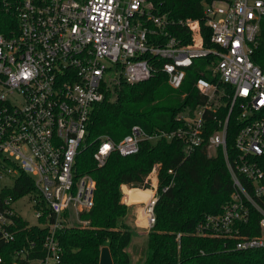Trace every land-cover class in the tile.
<instances>
[{"label": "built area", "instance_id": "2783aa9c", "mask_svg": "<svg viewBox=\"0 0 264 264\" xmlns=\"http://www.w3.org/2000/svg\"><path fill=\"white\" fill-rule=\"evenodd\" d=\"M160 4L18 1L15 27L0 33V264H82L67 260L59 239L72 226L90 224L85 215L94 204L95 180L76 173L75 159L93 104L120 76L128 83L151 77L148 56L164 59L161 69L173 89L195 60H203L195 86L204 102L176 114L179 125L172 129L149 134L133 125L118 141L101 136L92 155L96 165L104 166L112 152L135 154L142 141L159 137L180 141L188 155L203 146L207 157L225 165L232 192L219 213L206 215L197 234L230 237L238 250L264 246V71L251 59L264 0H204L201 15L191 0H185L187 13L175 15L160 13ZM178 26L186 38L172 32ZM157 167L146 177L149 186L139 190L148 193L142 208L148 231L156 221ZM20 174L32 179L33 189L15 196ZM23 196L31 200L30 217L16 205ZM254 214L260 234L244 235ZM38 229L45 230L41 246Z\"/></svg>", "mask_w": 264, "mask_h": 264}, {"label": "trees", "instance_id": "16d2710c", "mask_svg": "<svg viewBox=\"0 0 264 264\" xmlns=\"http://www.w3.org/2000/svg\"><path fill=\"white\" fill-rule=\"evenodd\" d=\"M19 0H0V33L10 34L15 27ZM159 12L172 15L188 11L185 0H159ZM197 15H201L204 0H191ZM203 38L207 30L201 21ZM186 38L185 28L172 30ZM186 35V36H185ZM186 39L185 41H188ZM154 73L146 80L128 83L120 76L105 91L104 99L92 106L86 125L84 145L75 159L77 174H88L95 180L94 204L85 215L87 227L72 226L60 232L59 239L68 261L97 264L102 247L109 248L113 264H130L127 248L134 226L132 213L121 203V186L147 188V175L158 164V201L155 205V224L147 233L146 256L140 264H264V246L254 249L234 248V239L216 235L212 231L198 235L196 227L206 215L216 214L228 201L232 192L230 175L223 163L207 157L204 147L186 154L180 141H166L164 137L144 140L139 150L129 156L112 152L104 166L96 165L92 155L101 136L120 140L130 127L139 125L149 134L172 129L179 125L178 113H191L205 97L195 86L201 74L203 60H195L178 89L167 83L161 67L164 59L148 56ZM252 61L264 71V20L261 23L259 44L251 55ZM204 77H207L204 74ZM219 88L229 91L226 84ZM221 100V115L226 110ZM230 143L232 141L231 138ZM171 169L173 173H168ZM166 191L162 189L170 185ZM33 189L32 179L20 174L12 193L20 196ZM136 190H130L133 192ZM128 200V195H125ZM254 214L244 235L257 236L260 229ZM41 246L45 230L38 229ZM30 235V229L24 231ZM13 248L14 244H7ZM6 263L10 258L5 256Z\"/></svg>", "mask_w": 264, "mask_h": 264}, {"label": "rangeland", "instance_id": "374dc122", "mask_svg": "<svg viewBox=\"0 0 264 264\" xmlns=\"http://www.w3.org/2000/svg\"><path fill=\"white\" fill-rule=\"evenodd\" d=\"M157 173H158V170H157ZM124 188L128 189V193H129L128 196L132 195L131 197H133L135 194L141 195V191L139 190H144V189L138 188V187H130L127 185L121 186V192H122L121 203L129 207V210L132 213V218H134L133 221L132 220L130 221L131 225L134 226V229H138V227L144 223V220L142 219L143 218L142 208H143L144 201L139 200L134 203L127 202V200L125 199V195L127 194L125 193ZM130 190H136V191L130 192ZM19 204L17 203L16 205L19 207L21 213L26 217H30V214L33 211V208L31 207L32 203H31V200L28 198V196H23L20 199ZM127 250L130 254V259H131L130 264H140L146 256L147 236L139 235L134 231L132 233L131 242Z\"/></svg>", "mask_w": 264, "mask_h": 264}, {"label": "crops", "instance_id": "0c3cea01", "mask_svg": "<svg viewBox=\"0 0 264 264\" xmlns=\"http://www.w3.org/2000/svg\"><path fill=\"white\" fill-rule=\"evenodd\" d=\"M124 190H126V188H124ZM131 196L132 195L128 196L127 202L134 203V202H137L139 200L145 201L147 199V197H148V193H146V194L144 193V194H141V195L140 194H135L133 197H131ZM134 231L137 234L142 235V236H144V235L147 236V233H148V230L145 228V223H143L141 226H139L138 229H133V232ZM127 252H128V250H127ZM128 254H129V252H128ZM129 256H130V254H129ZM130 261H131V259H130Z\"/></svg>", "mask_w": 264, "mask_h": 264}, {"label": "water", "instance_id": "95a60500", "mask_svg": "<svg viewBox=\"0 0 264 264\" xmlns=\"http://www.w3.org/2000/svg\"><path fill=\"white\" fill-rule=\"evenodd\" d=\"M99 264H113V260L107 246H104L100 250Z\"/></svg>", "mask_w": 264, "mask_h": 264}, {"label": "bare ground", "instance_id": "6f19581e", "mask_svg": "<svg viewBox=\"0 0 264 264\" xmlns=\"http://www.w3.org/2000/svg\"><path fill=\"white\" fill-rule=\"evenodd\" d=\"M125 193H126L127 195L129 194V193H128V189L125 190ZM144 193L146 194L147 192H145V191H141V194H144ZM142 219H143V218H142ZM143 220H144V219H143Z\"/></svg>", "mask_w": 264, "mask_h": 264}]
</instances>
